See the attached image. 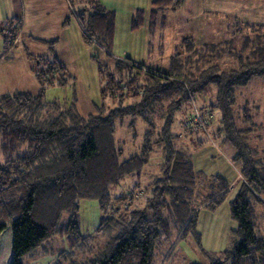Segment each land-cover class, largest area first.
Here are the masks:
<instances>
[{
	"label": "trees",
	"instance_id": "trees-1",
	"mask_svg": "<svg viewBox=\"0 0 264 264\" xmlns=\"http://www.w3.org/2000/svg\"><path fill=\"white\" fill-rule=\"evenodd\" d=\"M79 1L84 8L74 15L85 42L92 44L94 40L110 53L114 11L106 10L98 0ZM184 1L153 0L148 11H136L131 29L143 26L149 16V32L153 34L156 17ZM227 25L229 34L219 42L198 46L192 37H185L166 70L121 59L115 63L113 71L118 76H114L98 60L106 81L102 94L118 103L106 115L100 112L83 116L75 105L46 101L45 89L64 85L67 78L62 72L60 77L55 74L64 68L59 60L43 56L32 62L39 85L37 94H0V237L10 226L11 264H24L25 255L55 236L63 237L75 248L84 247L98 236L106 238L94 256L67 264H168L178 244L189 235L209 264H264V233L258 226L259 210L264 217V157L249 140L254 130L253 115L248 107L241 110L238 103L239 92L249 80L264 77V55L261 51L257 54L254 42L249 52L253 56L240 55L236 68L223 69L216 62L228 50L222 52L226 42L250 34L258 35L259 40L264 36V26L242 24L237 19L229 20ZM21 29L17 18L0 24L4 53L15 48ZM205 47H214L211 52L218 54L194 60L196 51ZM124 64L130 66L127 83L122 78L127 69ZM134 69L139 74H133ZM210 84L217 87L211 107L221 113V126L214 136L235 148L233 160L240 166L242 177L230 202L237 228L227 248L218 253L207 252L201 246L198 214L204 208L216 209L226 199L230 184L221 175L201 178L190 154L181 147L180 137L171 132L175 113ZM128 89L136 90L132 93ZM131 97L134 99L129 103ZM199 109L207 113L205 107ZM125 117L141 118L146 125L141 146L128 157H124L115 139L114 122ZM188 127L186 131L191 134ZM158 150L163 156L161 172L146 188L150 196L143 203L137 201L134 192L127 197H113L111 188L127 178L140 179ZM139 186L136 182L133 190L142 191ZM88 198L98 200L101 219L95 235L84 236L80 231L79 200Z\"/></svg>",
	"mask_w": 264,
	"mask_h": 264
},
{
	"label": "rangeland",
	"instance_id": "rangeland-1",
	"mask_svg": "<svg viewBox=\"0 0 264 264\" xmlns=\"http://www.w3.org/2000/svg\"><path fill=\"white\" fill-rule=\"evenodd\" d=\"M150 1L144 0L135 3V7L132 10L143 9L148 11L151 7ZM258 1L185 0L181 6L168 8L164 13L156 17V27L153 34H149V16L145 18L143 26L133 30L129 26L130 17H128V11L127 19L125 20V12L121 9L122 7H119L117 8V13H115L117 31L115 29L109 55L106 51L100 49L94 40H92V44H88L84 40L82 28L73 13V10L76 12L81 11L84 8V3L79 0H72V7H70L65 1L69 6L71 23L65 24L64 27L68 28L66 30L69 33L63 35L65 29L62 31L61 27H58L53 34L52 24H50L47 27L48 33H43L46 37H40L52 38V40L57 39L55 42H40L36 40L32 42L24 34L19 43L15 45L13 56L16 63L24 62L27 58L29 65V54H31L32 60L36 55L46 57L49 60H59L64 68L60 72L59 70L56 71L55 74L60 77V74L63 73L64 77L67 78V83L64 85L54 84L47 87L43 94L44 99L50 102H57L62 106L75 105L76 110L83 116L97 115L100 112L106 115L109 110L116 108L118 103L110 95L102 94L106 81L99 71L98 60L108 70L107 72L112 73L114 76H118L116 70L113 71L115 63L121 59H130L153 69L166 70L171 57L176 53L185 37L193 36L197 45L201 46L205 42H218L221 40L223 36L221 28L227 26L229 20L234 19L228 16L238 17L243 21H257V18L252 13L254 12V5ZM132 2L133 0H127L128 5ZM143 2L147 3L144 4ZM243 23L245 24V22ZM30 24L31 27L26 26L25 29L36 30V25L31 22ZM202 28L207 31L204 36L200 35V29ZM39 29H43V26H40ZM257 36L250 34L245 39H241L239 35L238 38L226 42L228 45L222 52L227 50V48L228 50L218 56L216 62L223 69L236 68L240 55L253 56L249 52L254 48V42L258 45L257 54H260L258 51H261L264 55V36L259 40ZM0 41H2L1 36ZM213 48L198 49L194 60L196 59L197 61L201 55L209 57L210 54H213L211 52L214 50ZM215 54L218 53L213 55ZM123 67L127 68L122 77L127 83L130 66L127 67V64H124ZM19 72L14 71L12 74H6L2 77L0 94L22 90H30V93L33 94L38 93L39 87L30 68L24 65L23 68L19 69ZM134 73L135 75L139 74L137 69L133 70ZM142 73L141 76L144 77ZM32 83L34 87H30ZM245 87L242 91L240 90L242 94L240 108L242 110L243 107H248L251 115H253L251 127L254 130L249 137L253 139L252 145L262 148L259 156L264 157V77H253ZM128 90L133 93L136 89ZM216 90V85L210 84L203 93L195 96L191 102L183 105L175 113L171 125L173 135H178L181 141L188 144L187 152L191 155L194 167L199 171L201 178L221 175L230 183L226 199L216 209L209 210L204 208L198 214L197 231L201 235V246L211 253L225 250L229 244L232 232L237 228V222L230 214V202L235 197L242 182L239 172L240 166H236L231 160L235 149L230 143L223 141V138H214L212 136L221 126L219 109L211 107V104L215 102ZM132 98L128 99L129 103L132 102ZM125 102H127V98ZM199 107H205L207 113L205 111V113L198 112L197 110L200 111ZM186 122L188 126H191V134L186 131V129H189ZM114 124L116 127V144L123 150L124 157L136 153L143 141V135L146 130L145 122L141 118L132 120L131 117H125L124 119L115 120ZM191 136L195 137V144L190 145ZM162 157L161 150L153 153L140 179L131 177L121 181L119 185L111 188V195L113 197L126 195L127 197V194L130 195V192H134L139 197L137 201L143 203L150 196L146 188L150 187L149 184L160 175ZM136 182H139V187L142 191L133 190ZM79 207L81 233L84 236L95 235L101 219L98 200L91 198L80 199ZM259 214L258 226L264 233V217L261 216L260 210ZM98 237L90 240L85 245L86 247L79 246L75 248L71 247L69 242L63 237L55 236L45 241L30 255H25L23 262L24 264H53L59 261L67 264L72 261L91 258L102 246L101 243L104 244L103 242L106 241L105 237V239L102 236ZM11 243L12 231L11 227L8 226L0 237V264H11ZM63 253L65 254L63 255ZM162 264L165 263L162 262ZM168 264H209V262L202 255L196 242L193 241V237L189 235L178 244L177 252L172 254Z\"/></svg>",
	"mask_w": 264,
	"mask_h": 264
},
{
	"label": "crops",
	"instance_id": "crops-1",
	"mask_svg": "<svg viewBox=\"0 0 264 264\" xmlns=\"http://www.w3.org/2000/svg\"><path fill=\"white\" fill-rule=\"evenodd\" d=\"M98 1L103 5V7L106 10L114 11V13H117V8L122 7L121 9L123 10V12H125V20L127 19V11H128V17H130L129 26L131 29V20L133 18L132 15L136 10H139V9H136V10H132V9L135 7L134 6L135 3L140 2V1H144V0H133V2L129 5L127 4V0H98ZM128 1H130V0H128ZM152 1L153 0H151L150 2H152ZM143 3L145 4L147 2H143ZM254 6H255V8H254V12L252 14L257 18V21H255V22L243 21L242 19H240L238 17H233V16H228V17L237 19L241 23L245 22V23L251 24V25H256V26L262 25V26H264V0H259L258 3L255 4ZM10 18L20 19V21L22 23V29H21V31L18 34L17 39H16L17 44L19 43L21 37L24 34L27 35L28 40H30L32 42L35 40L40 41V42H51V41L55 42V41H57V39L52 40V38L40 37V36L46 37L43 33H48V29H47L48 25L52 24V33L53 34L57 31L58 27L59 28L61 27L62 31H64V29H65V31L63 32V35H64L65 33H69L66 30L68 28L64 27L65 24L71 23L69 6L65 2V0H0V24L3 23L6 19H10ZM116 21L117 20H116V14H115V29L117 31ZM30 22L32 24L36 25V30L31 31V28H30V30L25 29L26 26L31 27ZM40 26H43V29H39ZM203 26L205 28V24ZM227 26H223V28H221V31H223V34H222L223 36H222L221 40L224 39V37L229 34ZM200 31H201L200 35H203V36L207 32L203 28L200 29ZM149 34H150V32H149ZM49 37H52V36H49ZM189 37H192L194 39V37L191 35H189ZM48 39H51V40H48ZM221 40H219V41H221ZM202 42H204V41H202ZM205 43H207V42H205ZM209 43H210V41H209ZM3 47H4V40L2 37V41H0V83L3 81L2 77L4 75L12 74V72H14V71L19 72V69L23 68L24 65L26 67H29L30 71L34 74V72L32 70L33 60L31 58V54L28 53L30 65L28 64L27 58H26V60L24 59L25 60L24 62L16 63L15 57L13 56V50L15 48H13L11 51H9V53H4ZM37 56H40V55H36L35 57H37ZM19 74H20V72H19ZM34 77H35V74H34ZM36 82H37V80H36ZM37 84H38V82H37ZM30 87H34V84L32 83ZM38 87H39V85H38ZM245 88L246 87L242 88L241 91ZM38 90H39V88H38ZM16 92H18V91H16ZM19 92H30V90H22ZM240 92H239V97H238L239 105H240V100L242 97V94ZM5 93H7V92H5ZM9 93H12V92H9ZM212 136L215 138L214 134ZM194 138L195 137L191 136V138H190L191 140L189 143L190 145L195 144ZM217 138H220V137H217ZM249 140L251 143L253 142V139L250 137H249ZM180 145H181V147H183L187 151L188 144H185L183 141L180 140ZM261 149L262 148H259V151H262ZM235 154H236V150L234 151V154H233L231 160L236 166H238L233 160ZM239 172H240V167H239Z\"/></svg>",
	"mask_w": 264,
	"mask_h": 264
},
{
	"label": "built area",
	"instance_id": "built-area-1",
	"mask_svg": "<svg viewBox=\"0 0 264 264\" xmlns=\"http://www.w3.org/2000/svg\"><path fill=\"white\" fill-rule=\"evenodd\" d=\"M68 4H69V6L70 7H72V0H65ZM72 9V8H71ZM76 11L75 10H73V13H75ZM198 121H202V120H198Z\"/></svg>",
	"mask_w": 264,
	"mask_h": 264
}]
</instances>
